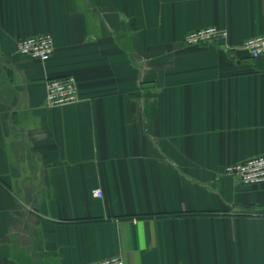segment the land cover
I'll return each mask as SVG.
<instances>
[{"label":"crops","instance_id":"obj_1","mask_svg":"<svg viewBox=\"0 0 264 264\" xmlns=\"http://www.w3.org/2000/svg\"><path fill=\"white\" fill-rule=\"evenodd\" d=\"M263 32L264 0H0V264H264V185L224 171L264 153Z\"/></svg>","mask_w":264,"mask_h":264},{"label":"built area","instance_id":"obj_2","mask_svg":"<svg viewBox=\"0 0 264 264\" xmlns=\"http://www.w3.org/2000/svg\"><path fill=\"white\" fill-rule=\"evenodd\" d=\"M227 31L216 26H206L185 32L183 43L187 46L200 45L224 39ZM241 47L251 57L264 54V32L246 38ZM18 51L32 59L46 61L53 52V39L50 33H38L23 37L17 42ZM78 88L73 75L48 78L46 81V104L59 106L77 100ZM227 174L237 176L245 185H264V153L249 157L224 168ZM94 196L102 195L100 188L92 190ZM87 264H124L120 256H112L91 261Z\"/></svg>","mask_w":264,"mask_h":264},{"label":"trees","instance_id":"obj_3","mask_svg":"<svg viewBox=\"0 0 264 264\" xmlns=\"http://www.w3.org/2000/svg\"><path fill=\"white\" fill-rule=\"evenodd\" d=\"M68 75V74H67ZM61 76H65V75H61ZM55 77H58V76H55Z\"/></svg>","mask_w":264,"mask_h":264}]
</instances>
